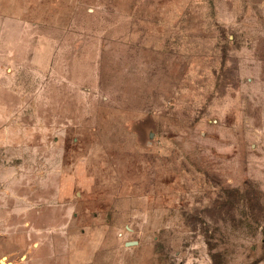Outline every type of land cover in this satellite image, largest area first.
<instances>
[{"label": "rangeland", "instance_id": "1", "mask_svg": "<svg viewBox=\"0 0 264 264\" xmlns=\"http://www.w3.org/2000/svg\"><path fill=\"white\" fill-rule=\"evenodd\" d=\"M0 264H264V0H0Z\"/></svg>", "mask_w": 264, "mask_h": 264}, {"label": "water", "instance_id": "2", "mask_svg": "<svg viewBox=\"0 0 264 264\" xmlns=\"http://www.w3.org/2000/svg\"><path fill=\"white\" fill-rule=\"evenodd\" d=\"M133 242H126V245H132Z\"/></svg>", "mask_w": 264, "mask_h": 264}, {"label": "bare ground", "instance_id": "3", "mask_svg": "<svg viewBox=\"0 0 264 264\" xmlns=\"http://www.w3.org/2000/svg\"><path fill=\"white\" fill-rule=\"evenodd\" d=\"M2 262H4V259L2 260Z\"/></svg>", "mask_w": 264, "mask_h": 264}, {"label": "crops", "instance_id": "4", "mask_svg": "<svg viewBox=\"0 0 264 264\" xmlns=\"http://www.w3.org/2000/svg\"><path fill=\"white\" fill-rule=\"evenodd\" d=\"M4 259V258H3Z\"/></svg>", "mask_w": 264, "mask_h": 264}]
</instances>
